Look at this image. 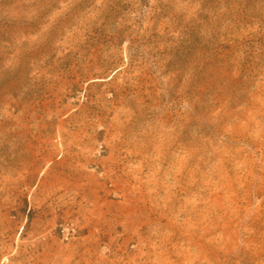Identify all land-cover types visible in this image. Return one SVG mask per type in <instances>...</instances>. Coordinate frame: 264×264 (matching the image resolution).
I'll return each mask as SVG.
<instances>
[{"label": "rangeland", "instance_id": "374dc122", "mask_svg": "<svg viewBox=\"0 0 264 264\" xmlns=\"http://www.w3.org/2000/svg\"><path fill=\"white\" fill-rule=\"evenodd\" d=\"M0 264H264V0H0Z\"/></svg>", "mask_w": 264, "mask_h": 264}]
</instances>
